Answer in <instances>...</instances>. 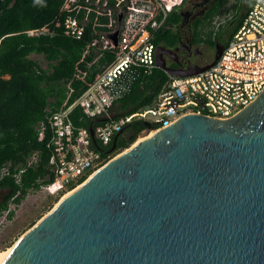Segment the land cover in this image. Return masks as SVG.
Returning a JSON list of instances; mask_svg holds the SVG:
<instances>
[{
	"label": "water",
	"instance_id": "1",
	"mask_svg": "<svg viewBox=\"0 0 264 264\" xmlns=\"http://www.w3.org/2000/svg\"><path fill=\"white\" fill-rule=\"evenodd\" d=\"M215 48L212 61L182 72L165 68L160 47L155 61L187 76L212 65ZM129 147L26 230L2 264H264V90L229 119L186 114Z\"/></svg>",
	"mask_w": 264,
	"mask_h": 264
},
{
	"label": "built area",
	"instance_id": "2",
	"mask_svg": "<svg viewBox=\"0 0 264 264\" xmlns=\"http://www.w3.org/2000/svg\"><path fill=\"white\" fill-rule=\"evenodd\" d=\"M60 1L52 20L22 31L28 36L61 31L67 37L85 40L66 82L63 102L37 127V141L47 137L50 152L45 163L48 180L40 186L49 193L77 187L111 160L113 156L101 155L98 146L109 144L133 120L146 121L158 132L191 113L229 119L264 90V0L252 1L212 65L187 76L168 74L152 104L130 114H113L114 104L158 68L152 33L164 27L168 16L186 0ZM234 13L226 14L225 20ZM75 109H79L80 118L91 120L95 144L91 123L73 124L70 116ZM95 119L101 120L92 122ZM25 159L19 175L38 166L40 150L33 148ZM7 171L8 166L2 167L0 178Z\"/></svg>",
	"mask_w": 264,
	"mask_h": 264
},
{
	"label": "trees",
	"instance_id": "3",
	"mask_svg": "<svg viewBox=\"0 0 264 264\" xmlns=\"http://www.w3.org/2000/svg\"><path fill=\"white\" fill-rule=\"evenodd\" d=\"M228 1H214L208 13V25ZM252 1L247 4L246 10ZM60 4V0H0V169L8 166V171L0 178V191H7L0 198V214L8 209L10 202L18 204L30 189H39L47 182L45 163L50 152L46 148L47 137L37 141V127L50 110L58 108L63 102L66 82L80 58L85 40L67 37L61 31L38 36H28L22 31L52 20ZM233 8L237 16L241 6L236 4ZM246 10L239 16L227 40L241 23ZM178 21L179 14L176 11L171 13L164 27L152 33V41L156 45L175 42L176 33L169 25ZM205 27L202 21L194 25L195 43L204 41ZM211 36V32L206 35L208 41ZM32 54L40 56L45 66ZM167 77L168 74L160 68L154 69L152 74L139 80L125 97L114 104V107L119 105L125 108V111L116 114H130L150 106ZM80 116L79 109L71 113L74 125L88 126L91 123V120ZM143 128L145 126L140 120L127 123L119 132L115 150L108 153L110 157L114 152L128 148ZM127 132H131V135H127ZM111 146L112 141L105 146L99 145L98 149L102 152ZM33 148L41 152L40 163L35 169L26 168L19 175V169L25 166L26 153ZM101 155L106 156V153L102 152ZM83 179L80 178L79 182ZM72 188L69 187V190ZM62 194L57 193L55 202ZM8 216L11 217L12 212Z\"/></svg>",
	"mask_w": 264,
	"mask_h": 264
},
{
	"label": "rangeland",
	"instance_id": "4",
	"mask_svg": "<svg viewBox=\"0 0 264 264\" xmlns=\"http://www.w3.org/2000/svg\"><path fill=\"white\" fill-rule=\"evenodd\" d=\"M250 1L251 0H229L225 7L212 18L209 26L203 29V36H206L209 32H211L212 36L210 39L215 42V44H213L214 46L216 43L225 45L228 41L225 36V33L227 32L228 20H225L224 16L228 13H234L235 9L233 8V5L236 4L241 6L237 15L239 16L246 10V6ZM222 19H224V22L221 21V25L216 26L215 23ZM215 38L216 41L214 40ZM197 45L202 51L207 49V54L210 59L214 58L213 50L208 49L205 44ZM31 56L37 58L41 64L45 66V62L40 56L35 54H32ZM123 111H125V108L119 107V105H116L112 109L113 114ZM126 134L131 135V132H127ZM137 137L138 135H136L135 140ZM114 154L117 156L120 152H114L112 154L113 157L115 156ZM6 192L7 191H0V198H2ZM56 195L57 193H49L40 187L39 189H30L18 204L13 202L9 203L8 209L0 214V253L11 247L16 240H18V238L32 226V223L35 224L38 219L53 208ZM9 212H12L11 217L8 216Z\"/></svg>",
	"mask_w": 264,
	"mask_h": 264
},
{
	"label": "flooded vegetation",
	"instance_id": "5",
	"mask_svg": "<svg viewBox=\"0 0 264 264\" xmlns=\"http://www.w3.org/2000/svg\"><path fill=\"white\" fill-rule=\"evenodd\" d=\"M214 1L186 0L183 6L176 11L179 14V21L169 25L176 33V41L171 44L166 42L159 43L156 48V51H158L159 47L162 48L160 58L168 71L182 72L193 68L192 66H203L213 60V58H209L207 49L202 51L197 44H205L208 49L213 50L215 55L216 48L213 45L215 42L212 40L208 41L207 37L203 36L204 41L195 43L194 25L198 21H202L206 26H209L207 23L208 13ZM239 16L234 15L228 20L227 32L225 33L227 38L236 25Z\"/></svg>",
	"mask_w": 264,
	"mask_h": 264
},
{
	"label": "bare ground",
	"instance_id": "6",
	"mask_svg": "<svg viewBox=\"0 0 264 264\" xmlns=\"http://www.w3.org/2000/svg\"><path fill=\"white\" fill-rule=\"evenodd\" d=\"M157 133V131H154V130H148V131H145V132H141L139 135H138V137H137V139L135 140V142H134V145L135 144H137V143H139V142H141V141H144V140H147V139H149V138H151L154 134H156ZM130 148V147H129ZM128 150V148L125 150V151H123L122 153H124V152H126ZM122 153H120V154H122ZM119 154V155H120ZM119 155H117V156H119ZM117 156H115V157H113V159L114 158H116ZM77 188V187H76ZM76 188H74V189H72V190H68L66 193H64L61 197H60V199L57 201V202H55V204H54V206H53V208L55 207V206H57V204H58V202L60 201V200H62L65 196H67L68 194H70L72 191H74ZM52 208V209H53ZM51 209V210H52ZM51 210H49L48 212H50ZM47 212V213H48ZM47 213H45L40 219H38L37 220V222L36 223H38ZM23 235V234H22ZM21 235V236H22ZM20 236V237H21ZM19 237V238H20ZM18 238V239H19ZM17 241L18 240H16V242L11 246V247H9L7 250H5V251H3V252H1L0 253V264H2L3 263V261L6 259V257L8 256V254H9V252L11 251V249L13 248V246L17 243Z\"/></svg>",
	"mask_w": 264,
	"mask_h": 264
}]
</instances>
